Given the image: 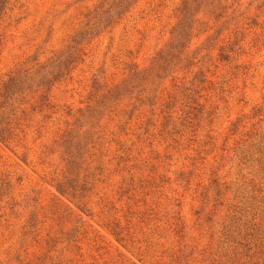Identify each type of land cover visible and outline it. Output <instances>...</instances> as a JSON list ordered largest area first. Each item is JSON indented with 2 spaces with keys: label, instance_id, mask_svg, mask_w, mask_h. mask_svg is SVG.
Segmentation results:
<instances>
[{
  "label": "rangeland",
  "instance_id": "374dc122",
  "mask_svg": "<svg viewBox=\"0 0 264 264\" xmlns=\"http://www.w3.org/2000/svg\"><path fill=\"white\" fill-rule=\"evenodd\" d=\"M118 1L1 16L0 92L71 63L0 107V264H264V0H208L180 48L183 0Z\"/></svg>",
  "mask_w": 264,
  "mask_h": 264
},
{
  "label": "trees",
  "instance_id": "16d2710c",
  "mask_svg": "<svg viewBox=\"0 0 264 264\" xmlns=\"http://www.w3.org/2000/svg\"><path fill=\"white\" fill-rule=\"evenodd\" d=\"M9 1L10 0H0V20L6 6L9 4ZM134 1L135 0H119L118 4H116V8L114 9L115 14L122 13L126 8V5L129 2ZM207 1L208 0H183L180 8V20L176 27V35L174 36V43L177 47H182L183 43L187 41L189 30L191 29L192 18L198 13L200 6L207 3ZM111 18L112 14L106 12V14H104L100 19V22L105 24L108 21L110 22ZM70 63V55H68L65 56L64 60L60 61L53 67L52 70L57 69L54 73L49 71L39 73V70L32 75H29L26 71L21 70L12 73L2 86L0 92V107H5V104H8L9 100H13L14 95L21 93L24 90H31L34 83H36V87L44 88L45 86H49L52 79L54 80L62 71L68 70ZM40 70H44V67ZM115 89L112 91L116 92ZM1 124L5 127L4 121H0V140H3L5 135L4 128L1 127ZM56 190L61 195L65 194L63 186H56Z\"/></svg>",
  "mask_w": 264,
  "mask_h": 264
}]
</instances>
